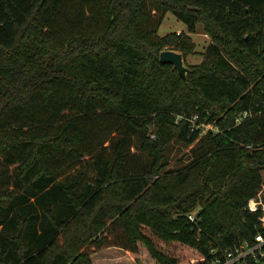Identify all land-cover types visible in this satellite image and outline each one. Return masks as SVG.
<instances>
[{
    "label": "trees",
    "instance_id": "obj_1",
    "mask_svg": "<svg viewBox=\"0 0 264 264\" xmlns=\"http://www.w3.org/2000/svg\"><path fill=\"white\" fill-rule=\"evenodd\" d=\"M169 12L211 36L187 81L160 62L195 49L159 36ZM177 144L189 162L166 170ZM263 187L264 0H0V264L140 245L180 264L161 244L209 264L264 233Z\"/></svg>",
    "mask_w": 264,
    "mask_h": 264
},
{
    "label": "rangeland",
    "instance_id": "obj_2",
    "mask_svg": "<svg viewBox=\"0 0 264 264\" xmlns=\"http://www.w3.org/2000/svg\"><path fill=\"white\" fill-rule=\"evenodd\" d=\"M178 32L190 35L191 40L195 44L193 53L188 55L185 59L186 66L188 65L187 67L189 68L200 65L204 60V52L211 42V36L205 32L202 23L198 25L196 33L189 34L187 26L179 21L173 13L169 12L165 17L158 34L159 36L164 37L168 34ZM212 125L215 129H218L215 124L212 123ZM193 146L194 145L188 147L179 144L175 145L171 154V163L166 170L170 168H180L186 165L189 162L190 150ZM133 151L135 150L133 149ZM159 247L168 253V255L178 258L180 264H191L193 262L192 259L195 258V253L182 245H173L169 247V245L164 246L161 244ZM92 259L95 264H159L143 245H140V252L136 255L120 248H110L94 254ZM258 264H264V261L259 262Z\"/></svg>",
    "mask_w": 264,
    "mask_h": 264
},
{
    "label": "built area",
    "instance_id": "obj_3",
    "mask_svg": "<svg viewBox=\"0 0 264 264\" xmlns=\"http://www.w3.org/2000/svg\"><path fill=\"white\" fill-rule=\"evenodd\" d=\"M178 34H181L178 32ZM250 116V112L246 111L236 120V123L239 124L241 121ZM199 117L196 116L194 120L197 121ZM198 129L201 130V135L206 134L209 130L217 132L218 129H215L212 123L203 122L198 126ZM259 209L262 210V215L259 220L261 226L264 228V187L262 191L257 195L256 198H253L249 201V210L251 212H257ZM188 220L191 223L198 224L197 212H191L188 214ZM218 252L217 249H212L211 253L214 258L211 260L209 264H247L251 260L255 262L264 261V233H258L255 237L254 243H250L248 241L241 242L240 244L234 246L229 250H220V255L216 254Z\"/></svg>",
    "mask_w": 264,
    "mask_h": 264
},
{
    "label": "water",
    "instance_id": "obj_4",
    "mask_svg": "<svg viewBox=\"0 0 264 264\" xmlns=\"http://www.w3.org/2000/svg\"><path fill=\"white\" fill-rule=\"evenodd\" d=\"M160 62L162 64H172L179 72L180 76L186 81L189 68L185 64V56L183 53L175 50H164L160 54Z\"/></svg>",
    "mask_w": 264,
    "mask_h": 264
}]
</instances>
